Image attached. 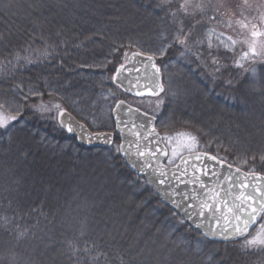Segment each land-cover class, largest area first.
Returning <instances> with one entry per match:
<instances>
[{"label": "trees", "instance_id": "1", "mask_svg": "<svg viewBox=\"0 0 264 264\" xmlns=\"http://www.w3.org/2000/svg\"><path fill=\"white\" fill-rule=\"evenodd\" d=\"M179 4L0 0V102L22 106L19 123L0 129V264H13V256L15 264H93L99 253L97 264H264V250L191 231L125 166L117 141L82 148L52 111L33 110L41 100L59 103L91 130H112V104L130 99L112 85L113 74L125 53L153 55L162 71L164 60L183 70L174 92L195 93L184 111L166 88L155 115L159 133L191 132L199 149L264 175V64L231 61L227 83L201 65L176 64L178 42L168 45L180 27ZM189 42L196 51L199 43ZM29 88L42 96L22 99ZM71 104H84V119ZM3 111L15 114L7 104ZM69 241L92 251L74 253Z\"/></svg>", "mask_w": 264, "mask_h": 264}, {"label": "snow or ice", "instance_id": "2", "mask_svg": "<svg viewBox=\"0 0 264 264\" xmlns=\"http://www.w3.org/2000/svg\"><path fill=\"white\" fill-rule=\"evenodd\" d=\"M168 0H162V3H167ZM212 0H207V5L203 2L194 5V8L199 10L200 13H204L206 6H210ZM193 7L192 0H182L179 4L178 11H183L185 15H188V9ZM173 17L176 16V12H171ZM203 17H201L202 19ZM209 20H216V16L208 17ZM262 19H264V14H262ZM200 20H196L191 28L185 32L183 22H181L178 31L175 34L174 41L169 43L168 47L172 46V43H179L180 45H186L189 37L192 35L193 30ZM242 27H247V25H242ZM209 37L214 32L213 29H209ZM219 36H223L220 33ZM264 36V31H257L256 25H252L251 37L252 39L247 42L248 50L244 51L240 56V59L236 61V67L243 68L244 64L241 61H246L251 57H257L259 55H264V42L259 45V50L256 43V37ZM219 38V37H218ZM231 43H227L225 40H220V44L224 46L225 49L231 50L235 45L236 41L232 40L231 37L227 38ZM200 43V41H197ZM209 47L211 48V41L209 40ZM190 49L188 47L184 48L187 52ZM166 48L161 47L159 49V54L163 55ZM128 58V54H124ZM145 55L142 52H133L132 57H137ZM16 59L19 60L21 57L16 54ZM27 63L32 61L28 57H24ZM199 59V57H198ZM148 64L145 67H151L156 69V73H159V68L153 60V55H147ZM216 61H213L215 63ZM125 69V65L121 64L120 68L116 69L115 75L112 77L113 82H116L117 78L121 75V71ZM139 71V69H136ZM254 73V70H253ZM137 83H139V78H137ZM119 86V85H118ZM135 86V85H133ZM148 94L158 95V92H163L164 87L162 84L156 82L155 75L148 77L147 79ZM19 88V86H17ZM158 89V91H157ZM145 93L143 91H137V96H143ZM52 95V93H49ZM22 99L27 100L29 96H42L39 91H34L32 88L27 90V93H23L21 90ZM124 102L121 101L116 105L120 108ZM163 103V100L157 101V107ZM8 105L9 109L15 112L3 111L5 105ZM15 107L13 109V105ZM22 106L16 104L15 101H4L0 102V129L5 130L7 133L10 131L9 125L15 127L13 122L18 121V115L21 112ZM33 110L40 113L51 112L55 110L57 117L62 118L60 120L61 127H67L68 132H72L73 128L70 123H66L64 116L65 110L61 107L59 103H54L49 101L45 104L42 100L33 105ZM131 111V109H129ZM137 111H139L137 109ZM153 118H150L148 124L141 122L137 125L135 122L132 123V128L135 131L129 130L128 136H135L137 139L135 141L128 140L127 136L124 134V129L121 128L120 132L122 138L128 143V148H125L123 143L119 144L116 148L118 153H123L128 157V160L132 163L133 167H136L138 171L144 172L148 175L147 183L158 184L165 186L163 189L157 188V191H163L164 197L174 204L175 207H184L185 214L188 216H199L204 217L206 220L211 216L215 221V228H209L205 235H221L225 239H243L241 245L242 248H255L264 250V175L257 174L255 171H251L249 174H241L236 177L231 175H224L223 173H217L214 169L211 172L201 169L198 165H190L193 168L192 178L185 181L187 184L193 185L190 190L178 193L171 184V179L177 177V172L187 175L188 165L190 160L200 159L199 144L200 141L198 137L188 131H176L174 134H164L160 135L155 126L152 125ZM67 120H71V117H67ZM129 121H125L124 124L127 126ZM82 127V126H81ZM149 137L156 138V146L150 147L151 141ZM91 139V137H89ZM104 139L106 143L112 142V137H98ZM146 142V143H145ZM164 143L166 147H160V144ZM133 146L135 147V152L132 151ZM185 153L187 155H185ZM133 155L136 159L133 160ZM161 156L165 157L167 163L165 164L161 160ZM208 159H216L215 157H207ZM180 160L181 165L176 166V170L170 171L168 165H175L177 160ZM264 160V156H261ZM229 169L232 165L228 166ZM145 169L149 170L145 172ZM203 172V175L209 176V180H202L197 172ZM150 172V174H149ZM236 172L240 173V168H236ZM211 177H215L213 181ZM221 180L225 182L224 185L221 184ZM235 190V191H234ZM179 195L180 200L177 201L175 198ZM229 197L231 199H229ZM183 201L184 203H181ZM191 209V211H188ZM206 212L208 215H206ZM6 219V218H5ZM223 222V224L221 223ZM199 227V225H197ZM218 229L219 231H217ZM24 232L19 233V237H23ZM69 249L74 253H79L83 251L85 254L90 253L92 250L86 245L81 249L76 242H68ZM103 253H99L92 257L93 264H97L99 261V256ZM13 264H15V256L12 257Z\"/></svg>", "mask_w": 264, "mask_h": 264}, {"label": "rangeland", "instance_id": "3", "mask_svg": "<svg viewBox=\"0 0 264 264\" xmlns=\"http://www.w3.org/2000/svg\"><path fill=\"white\" fill-rule=\"evenodd\" d=\"M181 2L182 0H180V3ZM201 2L207 5V0H192L193 7H190L188 9L189 14L185 15L183 11L180 12V20L181 22H183L185 32L188 31L186 29L187 26L191 28L196 20H200V23L196 24L195 29L192 32L193 39H195L196 41H200V43L197 44L196 51L192 50L190 47H188L190 49L189 51H184L185 47H187L188 45H193L189 42V40H193L190 36L186 45L182 46L178 43V46H176L174 53H172L171 55V59L172 61L176 62V64L179 63L183 66L201 65V67H206L207 69H210V74L215 78V80L217 78L227 83L229 81V77H231V61H238L242 53L248 50L247 42L252 39V25H256V27L258 28L257 31H264V19H262V14H264V0H212V4L210 6H206L204 13H200L199 10L194 8L195 4ZM210 16H216L217 19L209 20L208 17ZM201 17L203 18L201 19ZM242 25H247V27H242ZM209 29L214 30L210 37L208 32ZM220 33H223V36H219ZM228 37H231L232 40L236 41L231 50L225 49L224 46L220 44V40L222 39L227 43H231V41L227 40ZM209 40L211 41V45L213 48L209 47ZM262 42H264V36L256 37L258 50L259 45ZM202 43L206 45V50L198 49L200 48V45L203 47ZM127 54L129 55L130 53ZM163 58H165V56ZM124 60H126V57H124ZM213 61L216 62L213 63ZM252 61L264 64V55H259L253 58L250 54L248 60L241 62L245 64L246 62ZM123 63H125V61ZM162 63L163 66H165L163 69L164 78L162 81L164 90L168 88L170 100L176 99L175 97L178 98V101L181 100V102L183 103V107L181 109L186 111L187 106L185 104H193L191 100L195 97V93L194 91H186L187 93H185L184 91L174 92L173 86L177 82V80L180 81L183 78V70L177 69L176 72V70H173V63L172 66H170L171 64H168V62H166L165 60L162 61ZM191 72H195V70H192ZM173 92L176 94H174ZM106 95L108 97L116 96V94L112 93L111 91H107ZM159 100L162 99H127V101H124H126V104H129L130 106L135 107L142 112L155 116L163 106L162 103L159 105V107H157V101ZM116 102L117 101H115L114 104ZM83 105L84 104L79 105L80 108H78V105L71 104V107L75 111L80 112V117L84 119L85 113H82V111L84 110L82 107ZM52 112V116L56 118V121L58 122V117L55 110H53ZM172 115L173 111H171V116ZM84 124L86 125V123ZM199 151L203 150L199 149ZM185 155L187 154L185 153ZM105 186H108V182L105 183Z\"/></svg>", "mask_w": 264, "mask_h": 264}, {"label": "water", "instance_id": "4", "mask_svg": "<svg viewBox=\"0 0 264 264\" xmlns=\"http://www.w3.org/2000/svg\"><path fill=\"white\" fill-rule=\"evenodd\" d=\"M153 60L156 64V61L154 58H153ZM146 64H148L146 55L132 57V54H130L127 58V61L124 64L125 69L121 71V75L117 78L116 82H113V79H112L113 84L117 88H119L124 94H127L128 96L133 97V98H155V97L160 96L162 94V92H158V95H149L148 94V86H147L148 77H152L153 75H155L156 82L161 84V82H160L161 81V73H160V71H159V73H156L155 68H151V67L146 68L145 67ZM156 67L159 68L157 64H156ZM136 69H139V71H136ZM137 78H139V83H137ZM133 85H135V86H133ZM137 91H143L145 94L143 96H137L136 95ZM157 91H158V89H157ZM120 102L121 101H119L117 104H119ZM117 104H115V107L110 114L111 119H112L113 124H114V131L113 132H108V133L107 132H91L83 123H80L79 121H77L68 112H65V116L63 119H65L66 123L71 124L73 131L68 132L67 127H61V128H63L65 131H67L68 134L75 137L78 144L84 148H87V147H108V146L110 147L114 143L115 136H117V138L119 140V144L123 143L125 145V148H128L129 147L128 143L122 138L120 129L121 128L124 129V134H125V136H127L128 140L135 141L137 139V137L128 136L129 130H131L133 132L135 131V129L132 128L131 122H135L137 125H139L141 122H143L147 125L149 119L153 118V117L149 116V115H147L141 111H137V109L129 106L125 102L121 105L120 108L116 107ZM129 109H131V111ZM69 116L71 117L70 121L67 120V117H69ZM61 119L62 118H59V123H60ZM125 121H129L127 126H125V124H124ZM156 123H157V120L154 118L152 120V125H149V127H151V126L156 127ZM157 132H158V130H157ZM107 136L112 137L111 143H106L104 141V139L98 138V137H107ZM89 137H91V139ZM155 139L156 138L149 137V140L151 141V143L149 144L150 147L154 148L156 146ZM160 147L164 148L165 146L163 143H161ZM132 151L135 152L134 146L132 148ZM200 153H201L200 159L189 161V165L187 166L188 167L187 175H184L183 173L177 172L178 178L173 177L171 179V184H172L173 188L178 193H181V192L186 191V190H190L193 187V185L185 183V181H188L192 178L193 168L190 166L192 164L198 165L201 169L208 171V172H211L214 169L217 173H223L224 175H231L233 177H236V176L241 175V174H249V173L244 172V170L241 171L240 173H237L236 167L232 166V168L229 169L228 164H226L223 161L218 160L216 157H215L216 159H208L207 158V157H214L213 155L208 154V153H204V152H200ZM120 156L125 161V163H126L125 166H127L130 171H132L134 174H136V176H138L140 179H142V181H144V183L147 185V187L150 188L157 195V197L160 199L162 205H164L167 209H169L170 211L175 213V215H177L185 223V225H187L192 231H194L195 233L201 235L202 237H204L206 239H209V240L215 241V242H234V241L237 242V240L242 239V238H240V239H233V238L225 239L221 235H212V234L205 235V232H207L210 227L215 228V221L211 218V216H209V218L206 220L204 217H199V216H195V215H193V216L186 215L184 207H179V208L175 207L172 202H170L168 199H166L164 197L163 191H159V192L157 191V188L163 189L165 186L147 183L148 175H145L144 172L138 171L136 167H133L132 163L128 160V157L125 156L123 153H120ZM160 158L165 163L166 158L163 156H161ZM132 159L135 160L136 156L133 155ZM177 165H181L182 167L184 166V165H182L181 161L178 160L175 165L168 166L170 174H171V171L176 170ZM148 171L149 170L145 169V172H148ZM149 174H150V172H149ZM197 175H199L202 180H209L210 179L209 176L203 175V172L198 171ZM211 179L214 181L215 177H211ZM221 184L224 185L225 182L223 180H221ZM175 199L177 201H179L180 200L179 195H177V197ZM229 199H231V198L229 197ZM181 203H184V202L181 201ZM188 211H191V209H189ZM206 215H208L207 212H206ZM221 223L223 224V222H221ZM197 225H199V227H197ZM216 230L219 231L218 229H216Z\"/></svg>", "mask_w": 264, "mask_h": 264}]
</instances>
